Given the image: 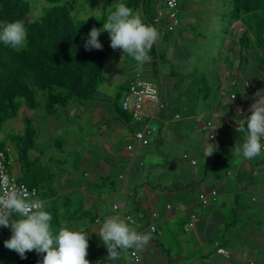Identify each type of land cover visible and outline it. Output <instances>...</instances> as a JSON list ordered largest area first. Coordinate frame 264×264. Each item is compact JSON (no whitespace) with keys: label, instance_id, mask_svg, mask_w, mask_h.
Returning a JSON list of instances; mask_svg holds the SVG:
<instances>
[{"label":"crops","instance_id":"1","mask_svg":"<svg viewBox=\"0 0 264 264\" xmlns=\"http://www.w3.org/2000/svg\"><path fill=\"white\" fill-rule=\"evenodd\" d=\"M228 1L229 0H205V3H201L202 7L200 8H207L214 5L212 10H215L216 15L218 14V18L223 20L224 15L227 13L224 9L230 4ZM215 4L218 5L216 6ZM230 9L231 4L228 8V13L230 12ZM228 25V28L225 30V35L227 36L225 37L227 42L225 48L227 51L233 52L231 57L233 67L230 69H226V67H224V70L221 69L220 71L219 69L217 71V73H219V85L217 87L218 92L221 93L220 91L222 90L226 93L223 95H214L215 101L209 103V105H202L203 108L196 110L198 111L197 113L192 115V110L188 113L189 117L197 116V119H202L204 116H207V119L205 121H201L202 123L198 125V129H195L194 127H191V125L187 124H184L182 128L181 126L180 128L177 127L178 123H181L182 118L181 116L176 118L174 115H180V105L177 103V100L175 104L170 102L172 99L174 103V98L177 96H175L176 94L172 95L169 91V93L165 95L164 89L156 83L159 87L160 98L162 103L165 104V108H160L159 110L157 109L158 111L156 110L154 112L152 110V113L150 114V116H152L151 121L153 120L152 122L156 123L150 143L146 146H137L133 150H128L133 153V155L135 153L140 154L142 158L140 165L143 167L142 171H145V176L153 175L155 177H159V180H161L160 175L162 176L163 174L161 173L163 172L160 171V161L164 164H168L169 162L167 159L164 161L161 160L163 156L160 155L158 147L169 140L174 132L175 137L182 139V141L187 138V136L195 137L199 130H202L205 122L212 121L213 123L211 128H207L208 136L206 138L198 135L193 140L192 147H190L191 144H188V150H178V154L181 156H183V154L188 155V160L185 161V164L188 165L189 169L187 174H184L182 181L176 180V178H180L179 172L175 168L171 170V174L173 175H171L172 177L170 176L171 182L166 181L165 183V181L162 180V182H164L162 184L159 183L160 181H156V183L153 182L149 185H144L146 183L144 180L143 182L137 181V183H131V178L128 179L127 177L128 180L125 181L123 191L120 195L121 197L114 195L110 198V194L106 192H101L99 195L96 192H88L87 190L90 188L89 184L79 183V181H75V179L73 181L71 178L73 176H70L68 173L60 175L56 172L54 185L57 192L53 198H55L54 202L59 200L58 204H56L57 207H59L58 205L60 203L63 209L70 208L71 205L69 201H65L63 197L72 193L78 196L77 201H79L78 203L76 202V199H74V206L77 205L79 207L81 203L85 209H90L91 204L96 201L98 203L97 205L102 206L105 205V201L108 203V201H110L109 199H112L111 210L105 214L104 221L110 217H119L125 222H128L125 217L127 215H132L135 222L128 223L135 227L137 232L151 233L152 239L150 243L144 249L140 250L141 259L145 263L239 264L240 262L245 261H248L250 264L254 263L252 261L254 260V257L253 255L251 256L245 240H235L236 243L233 242V247H228L230 241H232L235 237L229 235L227 232L229 231V227L237 226L236 216L240 206L247 209V220L250 218V215L253 216L256 215V213L258 214L263 211V208H261L263 206L259 202V196H257L258 199L256 202H253L252 197L264 191V164L257 165L255 167L254 163L258 161L259 157L249 160L239 156L230 164L225 175L217 174L213 170L208 175L206 169L209 168V163L215 161L212 160V156L206 158L204 156V150L208 146V140L212 141L209 134L212 132L216 138L222 137L229 141L232 136H228L226 132H234L235 130L224 128V121L229 118L233 122L239 123V121L244 119L247 114H250L248 113V109L253 103V94L259 89H264V55L262 53V48L257 46L256 40L252 35H250V39L247 44L248 47L246 49H242L239 39L241 33L244 31L242 24L239 21H231L228 18ZM176 29L177 28H175V30ZM173 32L167 41L170 42L171 40L173 43L171 44L174 47H178L180 39L178 34L175 36V33L173 34ZM186 35L188 36V34ZM202 42L203 41H201V43ZM140 76L147 79L146 75ZM232 80L237 81L235 86L231 85ZM245 81L250 82L251 88L245 87ZM98 90L101 92L104 91L110 96H112V94L115 95L116 93L113 89L106 87V85L102 87L101 84L99 85ZM231 91L237 92L236 100L232 101L229 99L228 94ZM205 95V98L208 99V95ZM151 103L152 102H147V105ZM170 104H172V106H170ZM222 106H225V109H223ZM49 116L50 115H48L46 110L42 107L36 109L22 107L18 116L13 119L12 123L13 126H15V132H18L21 130V127L24 126L23 120L26 117L31 121L42 119L47 122V126L53 132V122H51L52 120ZM118 124L121 128L120 131H123V126H121L120 123ZM2 133L3 132H0V135ZM128 135L132 136V131L129 132ZM7 136L9 135L7 134ZM11 138L12 137L10 136L4 145L5 148L10 150L11 147L9 146L11 144ZM59 142V139L50 138L49 152L42 151L40 154L36 152L33 153L35 156L32 157L39 158L40 163L46 166V163H49L53 158V154L50 153V151L52 152V148L55 147L56 144H59ZM242 142L243 140L239 139L237 143L241 144ZM129 143L133 142L129 141L127 144ZM64 146L65 141H63V147ZM180 146L179 148H181ZM13 150H11L10 163L12 162V159L13 162L15 159L16 165L14 169H16L19 173L21 163L18 162L16 150ZM194 150H197L203 159V164L200 169L194 168V166H197L198 164L197 158L192 155V151ZM85 156L87 155H84V157ZM191 160H195L196 162L192 163ZM101 163L102 161H100V164ZM100 164L96 166L97 174L102 177L110 175L104 171L105 165L102 167ZM162 168L163 167H161V169ZM253 169L256 170L258 179L254 184L245 188V191L242 193L241 189L245 186L247 180L249 179L247 172ZM135 171L139 173L141 172L139 169H136ZM120 177L121 176L119 174V178ZM208 177H212L214 179L209 180L207 179ZM69 178H71V180H69ZM96 178V176L93 177V184L97 183ZM215 179L216 181H214ZM212 189L216 190L215 199H210L206 204L202 203L199 199V195L201 193L208 194ZM112 190L115 191L117 189L112 188ZM74 191H78V193H75ZM239 192L241 193L239 194ZM247 192L250 193V195H247ZM60 197H62L61 200ZM115 202L121 205V207L117 210L113 209V204ZM49 207L54 208V205L52 204ZM231 214L234 215L235 219H231ZM96 220V223L101 222V217L97 211ZM149 224H153L156 227L155 234L149 231ZM79 225L87 226L91 224H88L86 219H81L73 221L69 226L78 227ZM100 228H96L97 233H99ZM233 234H236V232H233ZM99 241L101 240L99 239ZM216 247L225 248L228 251L229 256L217 254L215 252ZM101 250L104 254H98L99 264H139L134 262L129 256L130 249L122 252L119 259L113 261H106L108 255L107 248L102 241ZM32 256V254L28 255L27 259L29 262H33L34 257Z\"/></svg>","mask_w":264,"mask_h":264},{"label":"rangeland","instance_id":"2","mask_svg":"<svg viewBox=\"0 0 264 264\" xmlns=\"http://www.w3.org/2000/svg\"><path fill=\"white\" fill-rule=\"evenodd\" d=\"M28 1L31 5V12L35 15L34 17H37L39 14H41L44 10V7L47 5L45 0ZM68 1L73 5V13L76 16L84 17L87 15L90 17L91 13L88 11V9H84V11L82 10V7L84 6V0ZM101 2L102 0L98 1L96 4V9L93 11V13L99 12L98 10L100 8ZM201 3H205V0H184L183 7L179 11L180 23L177 24V29L175 31L172 30L174 31L173 34L175 33V36L177 34L179 36L180 44L178 47H174L171 40L170 42L162 41L160 38L161 36L159 35L157 45L160 47V50H166L167 57L166 61H162L160 64L159 76H157L156 79L150 77L151 80L155 81V83L164 89L165 95H167L169 92H171L172 95L176 94L175 96L177 97L174 98V103L172 99L170 101L172 104H175L177 100L181 110L184 109V111H186L185 109H188L187 107L193 108L192 115L197 113L198 111L196 110L203 108L204 105H209V103L214 102V95H223L226 93L222 90L220 91L221 93L218 92L217 87L219 85V73H217V71L219 69L220 71L221 69L224 70V67H226V69L233 67V61L231 60L233 52H229L225 48L227 43L225 39V37H227L225 35V30L229 26L228 8L230 4L224 9L227 13L224 15V19L222 20L218 18V14L216 15L215 10H212L214 5L207 8H200L202 7ZM88 5L89 3L85 4V6ZM215 5L217 6L218 4ZM135 13L139 14L143 19L140 12ZM186 34H188V36ZM103 39H100V41L104 46L106 45V41H103ZM201 41L203 42L201 43ZM111 57L112 55L108 53L104 70L106 81L101 84L102 87L106 85V87H109L113 89L114 92H116L119 84L124 83L126 80H133L134 78L142 77L138 72L139 65L137 62H134L131 56L122 55V50H120L118 57ZM170 69H173L175 73L179 72L180 74L171 75L169 74ZM202 72L205 73L203 79L200 77ZM199 85L201 87L204 85L208 88L199 92L197 90ZM205 94L208 95L207 100H204L203 98V95ZM38 99L42 100L43 96L38 94ZM113 99H115L114 94L110 96L104 91L101 92L98 90L96 96L93 99L82 101L81 103L70 102L65 108H59L55 114L49 116V118L52 120L51 122H53V132L47 126L46 121H43L42 119L32 120L31 127L33 129L35 128L36 130L34 147L28 150L29 156H35L33 153L36 152L38 154H40L42 151L49 152L50 138H56L65 141L63 150L56 147L52 148V152L50 151V153L53 154V158L49 163H46V166L60 175H63V173H68L70 176H73L71 177L73 181L75 179V181H79V183L89 184L90 188L87 190L88 192H96L98 195L101 192H106L110 194V198L114 195L121 197L120 195L123 191L125 181H127L129 178H131V183H137V181L143 182L144 180L146 182L144 185H149L153 182L156 183V181H160L159 183L162 184L164 183L162 180L165 181V183L166 181L171 182V177L173 176L171 174V170L175 168L178 170L180 178H176V180L182 181L184 174H187L189 169L188 165L185 164V161L188 159H184L183 156L178 154V150H188L187 145L191 144L190 147H192L193 140L198 135L206 138L208 136V129H205L204 131L199 130L195 137L187 136V138L184 139L185 141L175 137L174 132L169 140L158 147L160 155L163 156L161 160L164 161L167 159L169 162L168 164H164L162 161H160V171L163 172L161 173L163 175H160L161 180H159V177H155L153 175L145 176V171H142L143 167L140 165V161L142 159L140 154L135 153L133 155V153L126 150V144L129 141L134 142L132 136L128 135V133L132 131V124H130L128 127L126 124L120 122L116 115H114L115 113L110 104V101ZM222 107L225 109V106ZM154 108V103L148 105L147 102L144 103L141 120L143 121V124L148 121ZM159 109L160 108H158V110ZM196 117H189L187 115L182 117V121L181 123H178L177 127L180 128L181 126L182 128L184 124H187L191 125V127H194L195 129H198V125L202 123L201 121H205L207 116H204L202 119H197ZM152 121L150 124L152 127H155L156 123ZM12 122L13 120H9L7 123H5L3 131H1L3 133L0 135V143L3 145L6 144L7 139L10 136L13 137L15 134H19L24 131V126H22L20 131L15 132V126H13ZM118 123L123 126V131H120L121 128ZM226 133L230 137L234 135L233 131H227ZM7 134L9 136H7ZM209 142H214L217 144V140L215 139ZM179 146L181 148H179ZM9 147H11V150H13L15 144H10ZM221 147L222 149L227 147V150L230 148L231 151L234 149V146L232 145ZM221 147L217 145L215 154L216 152H220L221 149L219 150L218 148ZM13 151H15V149ZM84 155H87L85 156L86 158ZM192 155L198 160V164L197 166H194V168L200 169L203 164V159L197 150L192 151ZM258 157L263 158L264 155ZM223 159L224 158L221 160ZM212 160L215 161L216 159L212 158ZM100 161H102L101 164ZM212 163L215 164L214 162ZM99 164L102 167L105 165L104 171L110 174L109 179L105 182V186L101 184L102 180L100 175L97 174L96 166ZM15 165V159L14 162L12 159L10 164L12 168V174L18 177L19 173L16 169H14ZM161 167L163 168L161 169ZM209 168H211V166H209ZM136 169L141 170V172L139 173L135 171ZM207 172L209 175L212 171L209 169ZM118 174L125 175V180L119 179ZM94 176L97 177V183L90 184L94 183L92 182ZM71 178H69V180H71ZM207 179L212 180L214 178L208 177ZM214 181H216V179ZM112 188H116L117 190L113 191ZM75 193H78V191H75ZM247 195H250V193ZM257 195L260 199L259 202L263 206L261 207L263 208V211L259 212L258 214L256 213V215L253 216L250 215V218L247 220L246 217L248 211L247 209H244V207L240 206L236 216L237 226L229 227V231L227 232L229 235L235 237L232 239V241H230L228 247H233V242H235V240H245L247 242L246 246L250 250L251 256L253 255L254 257V260H252L254 262L253 264L257 262L261 264V262L264 261V203L262 202V200H264V195H261L260 193ZM109 200L110 201H108V203L105 201V205L102 206L97 205V201L91 204L90 210L93 214L96 213V211L99 213L101 222L94 225L91 224L84 226L87 227V229L91 228L89 231H92L88 248V256L91 261L90 264H99L98 254H104V252L101 250V241H99L100 238L94 232H97L96 230L102 226L105 214L111 210L110 208L112 199ZM231 217V219H235L233 214H231ZM259 221L260 224H258ZM5 230L7 231L6 235L4 237L0 236V264H16L15 262L18 260H21V263L19 264H37L38 261L42 260V254L36 253L35 250L27 252L26 258L22 259L19 254L7 249L4 246V241L10 237L11 229L5 228ZM231 231L236 232V234H233ZM29 254L33 255V262L28 261L27 257ZM239 264L250 263L245 261L240 262Z\"/></svg>","mask_w":264,"mask_h":264},{"label":"trees","instance_id":"3","mask_svg":"<svg viewBox=\"0 0 264 264\" xmlns=\"http://www.w3.org/2000/svg\"><path fill=\"white\" fill-rule=\"evenodd\" d=\"M98 1H83L84 6L86 3H89L88 6L82 7L83 11L84 9H88L91 13L87 19V15L84 17L76 16L73 13V5L68 0H45L47 5L37 17H34L35 15L32 14L31 5L28 0H0V22L23 20L28 29L26 46L19 51L7 47L0 42V132L3 130L5 123L18 116L22 107L28 109L42 107L48 115L52 116L59 108H65L70 102L81 103L96 96L99 85L106 81L104 70L107 54L110 53L112 55L111 58H116L120 52V49L113 50L110 47V37L107 31L102 32L99 37V39L105 38L103 41H106V45L101 50H89L85 48V42L90 29L93 26L101 27L109 9L116 3L121 2V0H102L99 12L93 13ZM123 2L132 8L134 13L140 12L144 23L156 27L162 41H167L173 32L172 30H175L177 26L172 30L164 29L167 21L165 18L167 7L162 0H123ZM229 2L231 4V9L228 13L229 20L239 21L244 28L239 37L241 48L246 49L248 47L247 44L250 35H252L256 40L257 46L262 48L264 55V0H229ZM183 3L184 0H178L175 8L178 23L179 11L183 7ZM159 11L162 12V18L157 20ZM149 55L151 57L150 61L145 62L142 67L139 66L138 72L140 75H146L149 81L155 83L150 77L156 79L159 76L160 64L162 61H166V53L165 50H160V47L154 43ZM133 61L136 62L134 59ZM169 74L180 73H175L173 69H170ZM204 76L205 73L202 72L200 77L203 79ZM132 81L126 80L124 83L119 84L114 95L115 99L110 101V104L115 113L114 115H116L120 122L126 124L128 127L132 124L133 133V131L141 128L143 121H134L131 115L123 110L121 104ZM245 87L251 88V84L249 83ZM206 88L208 87L204 85L201 87L199 85L197 90L201 92ZM234 93L236 94L235 99L228 96L232 101L237 99V92ZM38 94L43 96L42 100L38 99ZM205 97L206 95H203L204 100L207 99ZM187 108L185 109L186 111L184 109L180 110V115L177 114L178 117L176 118L188 116L189 111H193V108ZM226 120L236 125V122H233L231 119L228 118ZM225 121L223 124L224 128L235 130L232 126H226ZM23 122L24 131L15 134L11 138V144H15L14 149L18 155V162L21 163L18 177L12 174L10 149L5 148L2 143L0 144V150L4 152L8 162L7 171L9 175L14 177L16 181L25 183L28 187H35L38 195L47 202L46 209L53 216L51 225L54 234L58 233L61 226L69 227L70 223L75 220L86 219L88 224H95L97 222L96 213L93 214L90 209L83 208L81 203L79 207L76 205L75 208L74 199L78 203L79 201H77V195L74 193L63 197L65 201H69L70 208L63 209L60 203L59 207L56 206L59 201L56 200L57 202H54L55 198H53L57 192L54 185L56 172L40 163L39 158L29 156L28 150L34 147L36 129L31 127V120L29 118L26 117ZM204 129L206 128L202 127V130ZM209 137L212 140H217V145L224 147L226 145L234 146L239 139L243 140L244 134L238 133L235 130L234 135L229 141L222 137L216 138L212 132L209 134ZM59 140V144H56L55 147L63 150V140ZM226 148H218L219 150L221 149L220 152L212 154V158L216 159L215 164L209 163L211 168L207 167V171L211 169V171L213 170L217 174H226L230 164L239 157L235 155L234 149L231 151L230 148L229 150ZM183 158L188 159V155L183 154ZM222 158L224 159L221 160ZM192 161L196 162L195 160ZM259 164H264V157L259 158L254 163V166L256 167ZM247 173L249 179L245 186L242 187V193L245 191V188L254 184L258 179L255 169ZM120 176L119 178L118 174L119 179L123 180L125 178V175L120 174ZM109 177V175L105 177L100 176L103 186H105V182ZM263 192L260 194L264 195ZM257 196L256 194L252 197L253 202L257 201ZM61 199L62 197H60ZM262 202L264 203V200ZM52 204L54 208L49 207ZM258 224H260V221ZM155 232L156 227L152 233L155 234ZM6 233L5 227L0 226V236H5ZM218 248L222 247H216V253ZM87 259L90 261L89 256H87ZM15 263L19 264L21 260ZM261 264H264V261Z\"/></svg>","mask_w":264,"mask_h":264},{"label":"clouds","instance_id":"4","mask_svg":"<svg viewBox=\"0 0 264 264\" xmlns=\"http://www.w3.org/2000/svg\"><path fill=\"white\" fill-rule=\"evenodd\" d=\"M105 31L110 37V47L122 50V55L131 56L141 67L150 61L149 52L159 39L156 27L144 23L123 0L109 9L101 27L90 29L85 48L101 50L103 45L99 37ZM27 38L28 29L23 20L0 22V42L5 46L19 51L26 46ZM253 96L248 109L250 114L236 123V131L244 134L243 142L233 147L235 155L249 160L264 155V89L257 90ZM216 150L217 144L208 140L205 158ZM46 207L47 202L40 198L36 189L25 192L10 179L0 183V226L11 229L4 246L22 259L27 252L35 250L43 257L37 264H90L87 256L92 231L82 225L61 226L54 234L53 216ZM95 233L107 248L106 261L119 259L120 254L129 249L142 250L152 239L151 233L137 232L119 217L106 219L99 233Z\"/></svg>","mask_w":264,"mask_h":264},{"label":"built area","instance_id":"5","mask_svg":"<svg viewBox=\"0 0 264 264\" xmlns=\"http://www.w3.org/2000/svg\"><path fill=\"white\" fill-rule=\"evenodd\" d=\"M177 1L178 0H162V2L167 7V13L165 14V18L167 19V21L165 23L164 29L172 30L178 24V19L175 10ZM161 18L162 12L159 11L156 19L159 20ZM155 43L157 44V41ZM236 83L237 82L235 80H232L231 85H236ZM249 83L250 82L245 81L246 86L249 85ZM229 96L232 99L236 98V94L234 92H231ZM146 102H152L155 104L153 112L156 111L158 108H164V104L162 103L160 98L159 87L155 83L143 77L134 78L129 86V90L126 92L122 99V108L131 115L134 121H141L143 112L142 108L144 103ZM175 117H178V115L176 114ZM151 119L152 116L149 117L148 121L143 124L140 129L133 131L132 138L134 139V142L127 144V150H133L137 146H145L150 142L154 131V127H152L150 124ZM225 124L226 126H232L236 130L237 125H233L228 120L225 121ZM211 125L212 121H207L203 124V128H210ZM211 136L213 135L211 134ZM7 163L8 162L6 160L4 152L0 150V183H6L10 179L14 182L15 186H22L25 192L30 193L33 189H36L35 187H28L25 183L18 182L15 180L14 177L10 176L7 171ZM192 163H194V161H192ZM215 196L216 190L212 189L208 194L201 193L199 195V199L202 203L206 204L210 199L214 200ZM120 207L121 205L117 202L113 204V209H119ZM125 218L129 223L135 222L134 218L131 215H127ZM148 228L152 232L155 230V226L153 224H149ZM217 253L224 256L229 255L228 251L225 248H218ZM129 256L136 263L148 264L142 261L140 250L138 251L136 249H130Z\"/></svg>","mask_w":264,"mask_h":264}]
</instances>
